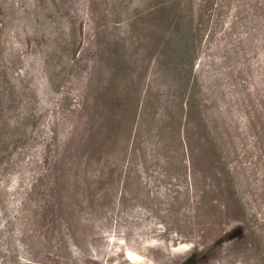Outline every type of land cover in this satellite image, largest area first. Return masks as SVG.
Here are the masks:
<instances>
[{
	"label": "rangeland",
	"instance_id": "obj_1",
	"mask_svg": "<svg viewBox=\"0 0 264 264\" xmlns=\"http://www.w3.org/2000/svg\"><path fill=\"white\" fill-rule=\"evenodd\" d=\"M0 264H264V0H0Z\"/></svg>",
	"mask_w": 264,
	"mask_h": 264
}]
</instances>
